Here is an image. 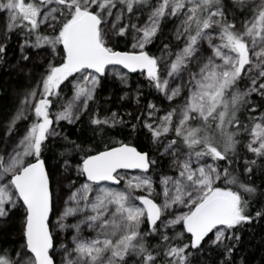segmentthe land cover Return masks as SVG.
Listing matches in <instances>:
<instances>
[{
    "label": "snow or ice",
    "instance_id": "snow-or-ice-1",
    "mask_svg": "<svg viewBox=\"0 0 264 264\" xmlns=\"http://www.w3.org/2000/svg\"><path fill=\"white\" fill-rule=\"evenodd\" d=\"M145 9L147 19L134 23L131 14L137 13L139 20ZM0 12L7 13L0 34V65L7 63V41L14 32L23 42L18 62L10 69L28 77L44 65L29 64L33 57L25 54L26 49L47 46L56 55L62 46V62L46 61L36 86L8 119L2 138L0 237L12 235L18 216L20 243L11 249L0 247V264H129L130 259L133 264H234V249L242 242L237 229L264 220V206L253 214V202H264V111L249 116L247 122L240 115L241 109L264 107V0H156L155 4L151 0H0ZM238 15L243 17L239 27ZM169 18L180 19L175 35L177 40L183 38L184 46L175 53L169 50L170 62L161 69V57L149 54L146 46ZM129 33L133 51L110 46L114 37L126 38ZM109 66L146 71L149 86L168 101L180 97L187 87L183 103L166 111L158 123L143 120L151 138L147 151L119 140L113 141L117 146L94 154L86 147L96 138H110L118 124L130 123L118 119L116 112L101 116L99 106L92 111L90 101L95 100ZM74 74L79 76L70 82L72 96L64 100L61 86ZM116 75L127 87L125 76ZM177 79L182 82L172 87ZM253 94L259 103L250 99ZM58 102L62 103L54 120L79 124L75 139L52 127L51 108ZM147 108L149 118L158 111L151 102ZM28 120L20 134L17 124ZM173 130L175 136L168 138ZM13 134L19 138L8 150ZM128 134H138V124L131 123ZM241 148L254 157L242 166ZM165 157H170L177 174H162V193H156L147 173L161 167ZM241 167L244 179L234 174ZM120 169H138L140 174L128 177ZM257 171L259 186L253 178ZM121 180L125 190L103 184L119 185ZM54 189L68 194L59 196ZM138 189L148 195L133 196ZM154 194H162L161 203L155 202ZM57 200L63 207L52 223ZM177 206L186 211H175ZM77 216L75 223H66ZM145 224L147 230L142 228ZM82 225L95 235L83 238ZM178 226L182 230L177 232ZM68 229L73 230L72 246L61 243L58 249L56 237ZM149 238L159 242L150 245Z\"/></svg>",
    "mask_w": 264,
    "mask_h": 264
},
{
    "label": "trees",
    "instance_id": "trees-1",
    "mask_svg": "<svg viewBox=\"0 0 264 264\" xmlns=\"http://www.w3.org/2000/svg\"><path fill=\"white\" fill-rule=\"evenodd\" d=\"M154 0H151V2ZM227 2H231V0H227ZM148 9H145L143 13H145ZM129 14L125 11V16L127 17ZM137 15V13H132V20L133 17ZM231 18V16H229ZM243 19L242 16H237V26H240V21ZM178 18H169L166 19L163 23L161 32L158 33L155 40L146 46V50L149 52V54L155 55L159 57L160 50L163 45H169L172 47L180 46L184 40H176L174 37V31L176 29ZM123 23H127V19L123 21ZM50 32H47L45 34H49ZM19 35V32L12 33L11 39H9L7 43L8 47V55H11L15 52V39L16 36ZM132 36L131 33L126 38H113L111 45L115 48L117 51H133L132 50ZM61 49L60 54L53 55L52 62L53 63H60L62 62L61 54H62V46H58ZM45 48V47H44ZM48 50V49H47ZM28 52H35L32 48L27 49ZM49 52V51H48ZM36 69L41 70V68H35L33 69V75L32 77H28L27 75L20 73L19 71H11L10 73L7 71H4V68L2 65H0V126L4 125L6 122L9 112L14 104V99L16 95L20 91H25L26 88H28L31 83H33L35 79V73ZM133 75H136L138 73H132ZM102 79V85L99 87L95 94V100L90 101L92 106V111H95L97 109V102L101 100L102 96L106 93L108 89V83L106 77L101 78ZM142 85H143V94L140 99V103L138 106L137 111L135 114L129 118L126 122H130L128 124V127H125L124 125H117L115 128H113L110 132V138H104L103 141L100 140V138H96V140L91 145H86V147H91L95 152V150H104L106 147H111L116 144L113 143L114 140L123 141L126 143L131 144L132 146H135L138 148V150L141 151H147L148 147L150 145V133H147V130L142 127V119L140 121H137L134 119V117H142L143 118V112L146 108L147 101L152 100L153 97H157L159 103L167 108L168 110H171L172 108H175V106L178 103H183V97L186 95H182L181 97L175 98L174 101H165L161 98H159V93L156 91L155 88L149 86L147 75L141 79ZM245 86L244 82H241L240 87L241 89ZM68 92L69 91V85L66 81L64 85L61 86V92ZM253 103H259V97H257L255 94L250 98ZM249 108L251 109V105H249ZM264 107H259L257 111H244L241 109V120L244 122H247V118L249 116H255L256 113ZM52 110V108H51ZM31 117V113L29 114ZM83 120L87 122L88 115L83 116ZM28 122H31L28 120ZM131 123L138 124V134L129 135L130 132V125ZM58 127L62 129L65 133V135H68L70 139H75L76 135H78L77 129L79 128V124L73 126L69 125L67 123L61 122L59 123ZM1 128V127H0ZM147 138H146V135ZM91 135V133H89ZM175 136L174 130L168 134V138H172ZM166 142V141H165ZM246 149L241 148L240 149V159H239V165L242 166L244 164L245 159H247V155H245ZM45 157L50 158L51 153L45 152ZM79 157V156H78ZM77 157V158H78ZM225 162H221L223 164ZM170 171L168 169V163L167 159L164 158L161 167H154L152 168L147 174L153 178H157L160 175H169ZM235 175H240L241 179H244L242 175V167L240 172H234ZM259 177V171H257V176L253 177L255 179L256 185L261 184V179ZM81 177L80 179H82ZM219 186H223L222 181L217 182ZM157 201V199H155ZM261 206H264V202H253V214L255 210H259ZM16 224V223H15ZM142 228L144 230H147V226L142 225ZM182 226H178L175 231H181ZM237 231H239L242 235V242L236 246L234 249V255L233 260L234 264H264V220H258L255 223L238 228ZM168 235H173V231L170 229L168 230ZM187 235V234H186ZM20 240V235L16 229L13 231L11 236L8 237H0V247H6L8 249H11L16 246V243ZM159 242V238H149L148 243L150 245H156ZM162 251V249H161ZM213 259H216V257H213ZM130 261L133 263V260L130 259Z\"/></svg>",
    "mask_w": 264,
    "mask_h": 264
},
{
    "label": "rangeland",
    "instance_id": "rangeland-1",
    "mask_svg": "<svg viewBox=\"0 0 264 264\" xmlns=\"http://www.w3.org/2000/svg\"><path fill=\"white\" fill-rule=\"evenodd\" d=\"M155 3H156V0L152 1V4H155ZM147 11L145 13H142L141 19L137 20V15H138L137 14V15H135L133 17L132 21L134 23L142 24L144 22V20L147 19ZM6 17H7V13L0 12V34H2L3 31H4V24H5V21H6ZM179 23H180V19L178 18V21H177V24H176V29L174 31V37L175 38H176L175 34L177 32V26L179 25ZM41 31L42 32L45 31L43 26H41ZM47 32H50V30H48ZM47 32H45V33H47ZM182 39L183 38H181L180 40H182ZM8 41H7V43H8ZM0 42H2V37H0ZM22 42H23L22 37L20 35H17L16 39H15V48H16L15 52L13 54L8 55L6 57V60H7L6 64H2L4 69H9L7 71L9 73L11 71H13V70L10 69V66L14 65V64H16L18 62V58H19V55H20L19 44L22 43ZM110 46H112V45L110 44ZM183 46H184V42L180 46H175V47L169 46V49H165V45H163L161 50H160V55H159V57H161L160 68L164 69L165 64L167 62H170V58L167 55L169 50L171 52L175 53L178 50V48H182ZM203 47L205 49H208V46H207L206 42L203 44ZM33 50H35V52H31L30 53V52L27 51V49H26V52H25V54H29V55H31L33 57V60L30 61L29 64L35 62L36 64H43L44 67H41V70L36 69V73H35V76H34L35 79H34L33 83H31V85L28 88H26L25 91H20L16 95V97L14 99V104H13V106H12L10 112H9V115H8V118H7L6 122L4 123V125L0 126L1 127L0 128V151H2L5 148V144L3 143L2 138H3L4 133H5L6 124H7L8 119L16 112V109L19 107L20 100L23 98L25 93L28 90H30L31 88L36 86L37 79L39 78L40 72L44 71V68L47 66L46 65V61H48V60L52 61V59H53V54L51 53V49L47 48V46H45V48H43V49H33ZM132 50H133V48H132ZM136 51H139V49H136ZM208 53L210 54V50H208ZM117 72H119L120 74L125 76L126 81H127V85H128L127 87H124V85L121 84L120 80L117 78V75H116ZM141 73L142 72H139L138 74L133 75V74H129L128 72H126L120 66H109L108 73H107V76H106L107 83H108V89H107L106 93L102 96L101 100L98 101L97 104H96L97 106H99V110H100V115L101 116L111 115L112 112H116L118 114V116H117L118 119L122 118L124 121H127L129 118H131L135 114V112L138 109V106H139V103H140V99H141L142 94H143V85H142L141 79L144 78L147 75L146 72H144L143 74H141ZM78 76H79V74H74L73 77H70L69 81H67L68 85H69V91L68 92H64V91L61 92V95H62L64 100H67V99H69L72 96V87H71V83L70 82H71V80H73L74 78H76ZM187 80H188V75H187V73H185L183 75V82L185 83V85H187ZM181 82L182 81L180 79L174 80L172 82V87H175L176 84H179ZM97 90H96V92H97ZM125 93H127V96L124 99H121V97L124 96ZM137 93H139V95ZM185 93L187 94V87H185V91H184V93L182 95H184ZM158 97L163 99V100H165V101H168L167 99H165V97L163 96L162 93H159ZM37 99H39V96H37ZM149 102L155 104L156 105V109L158 110V111H156L154 113V115L151 118L148 117V111L149 110L147 108V105H148ZM59 103H62V102H58L57 105H54L52 107L51 112L53 113V120H54V114L59 110ZM180 104H182V103H178L175 107H177ZM147 105H146V108L144 109V112H143L142 123H143L144 119H148L149 122L158 123L159 122V117L164 116L166 114V111H170L167 108L163 107L159 103L157 97H153L152 100L147 101ZM262 111H264V108L260 109L256 113L255 116L258 117ZM129 114H131V115H129ZM177 121H178V118H177ZM61 122L67 123V121L56 122L54 120L52 127L58 133H61V135H65L64 131L58 127L59 123H61ZM28 123H30V122L22 121V122H19L17 124L16 127L19 130L20 134H22L23 130L26 128ZM118 125H120V124H118ZM18 138H19L18 135L13 134L12 139L7 143L8 150H11L13 142L17 141ZM51 139L52 138H50V140ZM247 154H248L247 159H253L254 158L251 153H247ZM165 158L167 159L168 169L170 171L168 176H175L177 173H176L175 169L170 167V157H165ZM77 159H79V157ZM205 159L207 160V162H209V163L211 162L210 158H205ZM204 162L205 161H201V163H204ZM193 166L194 167L196 166L195 163L193 164ZM119 173L121 175H123L124 173H127L128 177L140 174V172H124V171H120ZM151 178L153 180V188H155L156 193H162V187H161V184H160L161 175L158 176L156 179L153 178V177H151ZM80 182L81 183L84 182V179H82V180L80 179ZM103 184H104V186H107V187H110V188H118L120 190H125V180H121L119 185H117V184H109V183H103ZM78 186L79 185H77V187ZM54 190H55L56 194L60 193L58 189H54ZM134 192H135V194L136 193H140V195H148V193L146 191H142V190H139V189L135 190ZM134 192H133V194H134ZM62 194L64 195L63 197H66L68 193H67V191H65ZM90 195H94V193H92ZM153 198L157 199V203L158 204L161 203L162 200H163L162 194L161 195H155L154 194ZM134 203L139 205L138 201H134ZM59 205H60V207H59V210H60L63 207L62 202H60ZM59 210H58V212H59ZM180 210H185L186 211V209H182L180 206H177L176 209H175V211H177V212L180 211ZM79 218H80L79 216H77V217H69L66 220V223L67 224H73ZM165 218H167V217H165ZM14 220H15V223L17 225V230H18V233H19V218H18V216L14 217ZM55 221H56V216L54 217V215L52 214L51 215V222L55 223ZM72 234H73V230L72 229H68L67 231H64V232H59V234L56 237L57 248L59 249V245L61 243H66V244H68L69 247H71L72 246V244H71V236H72ZM81 235H82L83 238L87 239V238H91L92 236H94L95 233L92 232L91 230H89L85 225H82ZM211 236H212V234L209 235V238H211ZM66 237H67V239H66ZM19 243H20V240L16 243L15 247H18ZM205 243H207V240L205 241ZM59 258L60 257L57 256V259H59ZM216 259H219V257H216Z\"/></svg>",
    "mask_w": 264,
    "mask_h": 264
},
{
    "label": "flooded vegetation",
    "instance_id": "flooded-vegetation-1",
    "mask_svg": "<svg viewBox=\"0 0 264 264\" xmlns=\"http://www.w3.org/2000/svg\"><path fill=\"white\" fill-rule=\"evenodd\" d=\"M82 179H84V178H82ZM82 179H81V180H82ZM104 183H106V182H104ZM57 195H59V196H64L62 193H58ZM136 195H140V193H136V194H135V192H134L133 196H136ZM60 202H61L60 200H57V201L55 202V208H54V214H53L54 217L56 216V214H58V210H59V207H60V205H59ZM138 202H139V201H138ZM50 219H51V217H50ZM129 263H130V264H133L130 260H129Z\"/></svg>",
    "mask_w": 264,
    "mask_h": 264
},
{
    "label": "water",
    "instance_id": "water-1",
    "mask_svg": "<svg viewBox=\"0 0 264 264\" xmlns=\"http://www.w3.org/2000/svg\"><path fill=\"white\" fill-rule=\"evenodd\" d=\"M120 67H122V66H120ZM123 68V67H122ZM126 72H128V73H134V72H129L127 69H124ZM138 71H143V72H146V71H144V70H141V69H137L135 72H138ZM114 146H117V145H114ZM111 147H113V146H111ZM105 150V149H104ZM101 151H103V150H101ZM119 171H125V172H140V170H138V169H127V170H125V169H120V170H118V172ZM106 183H109V184H114V183H112V182H106ZM156 202V201H155ZM157 203V202H156Z\"/></svg>",
    "mask_w": 264,
    "mask_h": 264
},
{
    "label": "bare ground",
    "instance_id": "bare-ground-1",
    "mask_svg": "<svg viewBox=\"0 0 264 264\" xmlns=\"http://www.w3.org/2000/svg\"><path fill=\"white\" fill-rule=\"evenodd\" d=\"M129 74H132V73H129Z\"/></svg>",
    "mask_w": 264,
    "mask_h": 264
}]
</instances>
